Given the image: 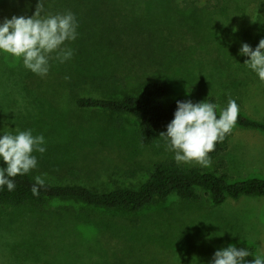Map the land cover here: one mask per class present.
I'll list each match as a JSON object with an SVG mask.
<instances>
[{"label":"rangeland","instance_id":"obj_1","mask_svg":"<svg viewBox=\"0 0 264 264\" xmlns=\"http://www.w3.org/2000/svg\"><path fill=\"white\" fill-rule=\"evenodd\" d=\"M37 2L0 0V23L13 16L31 17ZM43 4L42 15L73 14L76 39L62 47L84 57V69L129 79L124 87L163 81L166 102L207 100L218 106L219 114L230 99L235 100L240 114L264 121V83L244 65L249 57L239 54L243 44L255 50L264 39V0H43ZM76 68L81 67L52 59L50 77L44 81L25 69L22 60L0 53V136L18 129L44 137L46 151L33 153L36 176L52 184L94 190L136 188L153 164L175 161V153L159 137L167 126L150 146L141 147L134 118L77 108L71 102L74 83L69 79L77 75ZM22 78L27 80L24 86ZM28 91L32 94L24 95ZM211 161L207 168L175 162L187 169L224 173L228 182L264 180V133L235 126L219 158L223 165ZM68 167L78 169L79 177L72 179ZM199 193L201 200L195 204L171 197L138 214L118 213L114 215L118 225L106 228V235L101 227L79 223L62 203L40 210L0 206V264H211L214 253L229 245L247 247L254 257L264 258V192L227 199L219 206ZM131 221L136 224L131 226Z\"/></svg>","mask_w":264,"mask_h":264},{"label":"trees","instance_id":"obj_2","mask_svg":"<svg viewBox=\"0 0 264 264\" xmlns=\"http://www.w3.org/2000/svg\"><path fill=\"white\" fill-rule=\"evenodd\" d=\"M84 57L77 55L65 61L71 63L74 75L71 102L81 110H98L117 119L122 116H129L136 120L135 134L141 147L150 146L159 130L167 126L174 118L177 110V102H186L184 99H176L166 102L168 88L163 81H145L141 84L135 83L131 86H123L122 77L117 74L103 73L96 75L88 69H84ZM52 59L49 61L51 68ZM26 69V68H25ZM105 72V71H104ZM50 74L43 76L45 81ZM39 78V77H38ZM34 76V79H38ZM33 79V80H34ZM40 80V79H39ZM20 84L27 81L20 79ZM29 85H26L28 87ZM24 88V87H23ZM100 96L93 98L80 97V93L88 94L95 92ZM31 91H28L30 95ZM32 94V93H31ZM217 118L219 113L216 111ZM121 121V120H119ZM236 127L246 130H253L264 133V121L259 122L238 114ZM230 134L223 142L215 146V150L209 153L211 160L219 158L227 149ZM219 166L223 163L219 161ZM38 165L40 162H38ZM6 167L0 161V168ZM67 173L76 179L79 177V170L67 168ZM131 176V175H130ZM34 169L30 173L14 178L16 185L13 191L7 186L0 187V206L25 207L40 210L42 206L51 203H62L67 214H75L79 223L98 229L101 227L103 233L111 225H118L114 215L138 214L145 208L156 203L164 202L175 197L184 203L195 204L201 200L199 192L206 194L212 206H219L227 199L237 200L240 197H259L264 192V180L258 178L245 179L238 182H228L226 174H216L200 168H184L173 160L161 161L153 164L147 172V178L136 188L116 186L110 190H94L78 184H52L45 181V186L40 189L39 195L33 196L31 187L34 184ZM79 208L70 212L72 208ZM98 213V214H97ZM78 214V215H77ZM135 221H131V226ZM109 237V236H108ZM110 238V237H109ZM250 255L245 258L244 264H249L255 257L251 250L244 246Z\"/></svg>","mask_w":264,"mask_h":264},{"label":"clouds","instance_id":"obj_3","mask_svg":"<svg viewBox=\"0 0 264 264\" xmlns=\"http://www.w3.org/2000/svg\"><path fill=\"white\" fill-rule=\"evenodd\" d=\"M43 0H38L31 17L23 15L5 18L0 23V53L22 60L23 66L32 73L45 76L49 71L50 59L63 63L71 59L73 51L62 47L66 41L76 39V23L72 13L42 15ZM53 53L55 55L53 56ZM240 55L249 57L244 63L264 83V39L253 50L243 44ZM217 105L206 101L193 104L191 101L177 102L173 120L166 132L159 137L166 140V147L175 153L177 163H195L201 167L211 166L209 153L234 129L239 107L235 100H229L217 118ZM42 135L33 136L31 130H16L15 134L0 136V161L6 167L0 168V187L9 191L16 187L14 178L30 173L36 168L37 159L33 153L43 154L46 149ZM45 186L42 176L34 177L31 187L33 196L39 195ZM250 255L245 248L229 245L214 253L211 264H244ZM249 264H264V258L256 256Z\"/></svg>","mask_w":264,"mask_h":264}]
</instances>
